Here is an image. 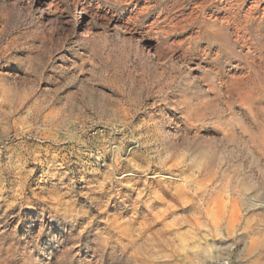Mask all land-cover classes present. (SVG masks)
Returning <instances> with one entry per match:
<instances>
[{"label":"rangeland","instance_id":"1","mask_svg":"<svg viewBox=\"0 0 264 264\" xmlns=\"http://www.w3.org/2000/svg\"><path fill=\"white\" fill-rule=\"evenodd\" d=\"M223 263L264 264V0H0V264Z\"/></svg>","mask_w":264,"mask_h":264},{"label":"bare ground","instance_id":"2","mask_svg":"<svg viewBox=\"0 0 264 264\" xmlns=\"http://www.w3.org/2000/svg\"><path fill=\"white\" fill-rule=\"evenodd\" d=\"M259 0H253V3H256L258 2ZM177 4V3H176ZM200 4V3H199ZM145 10V9H144ZM248 10V9H247ZM143 12V11H142ZM146 12V11H145ZM235 14V13H234ZM161 17V16H160ZM158 19V18H157ZM136 20V18H135ZM231 20V19H230ZM156 22V21H155ZM154 25V24H153ZM139 33V32H138ZM138 37V36H137ZM137 41V40H136ZM153 54L157 57H159V53L156 52V51H153ZM219 212V209L213 211V210H206L205 211V215H206V227L211 230V231H214V232H219L221 230V220L220 218L217 216ZM250 247H252L251 245L249 246V249Z\"/></svg>","mask_w":264,"mask_h":264},{"label":"built area","instance_id":"3","mask_svg":"<svg viewBox=\"0 0 264 264\" xmlns=\"http://www.w3.org/2000/svg\"><path fill=\"white\" fill-rule=\"evenodd\" d=\"M223 264H226V263H223Z\"/></svg>","mask_w":264,"mask_h":264}]
</instances>
